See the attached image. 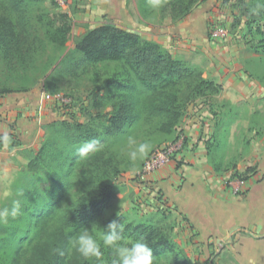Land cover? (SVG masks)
I'll list each match as a JSON object with an SVG mask.
<instances>
[{
  "label": "trees",
  "instance_id": "16d2710c",
  "mask_svg": "<svg viewBox=\"0 0 264 264\" xmlns=\"http://www.w3.org/2000/svg\"><path fill=\"white\" fill-rule=\"evenodd\" d=\"M0 1L18 18L15 23L5 17L0 24V55L6 66L5 74L0 76L1 97L32 89L40 76L46 75L53 60L37 62L31 53L26 7L35 0ZM199 1L168 0L160 8L161 18L172 23L181 21ZM153 10L149 0H141L144 18H149ZM250 17L251 23L258 24V46L264 52V0ZM68 39L67 31L59 27L48 34L47 44L62 50ZM73 44V50L63 60H71L67 74L76 77L79 69L83 75L92 68L95 82L99 73L106 74L99 101L109 105L110 110L97 114L96 125L90 127L70 120L50 122L53 131L28 163L33 174L23 183L15 181L16 192L6 205L10 207L13 200H19L21 214L6 224L0 223V264H99L81 257L70 240L82 227L91 228L93 222L104 227L114 219L123 225L125 237L143 238L148 243L153 264H196L182 248L148 223L133 224L119 214L100 225L98 220L112 197L110 181L120 176L113 155L101 145V139L116 136L141 120H157L159 131L172 134L186 106L197 98L218 94L219 85L204 78L195 66L173 58L159 43L111 22L75 36ZM59 90L55 84L44 87L50 95ZM73 129L79 131L70 132ZM86 143L91 145L84 146ZM207 151L214 171L235 167V162L216 161L211 147ZM162 256H170L171 261L164 262ZM107 258L105 252V261Z\"/></svg>",
  "mask_w": 264,
  "mask_h": 264
},
{
  "label": "rangeland",
  "instance_id": "374dc122",
  "mask_svg": "<svg viewBox=\"0 0 264 264\" xmlns=\"http://www.w3.org/2000/svg\"><path fill=\"white\" fill-rule=\"evenodd\" d=\"M124 2V8L119 10L112 5L111 0L31 1L26 7L31 53L37 62L53 60L46 75H41L32 88L44 91V87L55 84L60 89V96L71 98L72 104L67 106L58 107L53 101L51 110L56 112L57 117L54 122L70 120V123L76 121L88 127L96 125L94 117L110 110L109 105L99 101L104 93L101 86L107 75L99 73L97 82L94 81L96 77L92 68L83 75L80 74L81 69L76 77L68 75L71 60H63L73 50L75 36L107 22L136 32L143 39L159 43L173 58L195 66L202 71L204 78L219 85L218 94L197 98L186 106L182 119L172 134L159 131L157 120H141L125 127L116 136L101 139V145L113 155L120 176L110 181L112 197L108 209L98 220L100 225L110 216L119 214L133 224L148 223L182 248L194 262L193 255L196 253L189 246L190 241L196 239L193 227L182 222L168 208L167 202L164 204L165 199L159 190L148 186L149 177L154 172L144 179L141 176L152 153L175 139L179 133L192 139L205 136L206 162L210 168L213 169L207 151L209 147L216 161L222 159L224 164L235 162L234 168L217 172V175L225 176L227 186L229 180L235 177L246 178L248 173L264 164V52L258 46V24L251 23L250 17L251 12L259 9L262 0H200L192 6L183 20L175 23L161 18V7L154 9L146 19L141 15V0ZM105 5L109 8L104 9ZM5 17L11 18L15 23L18 19L0 1V24ZM191 20H195L187 27L191 32L185 33L184 25ZM141 26L164 29L168 33L154 36ZM59 27L65 29L69 36L62 50L47 44L48 34ZM5 72V61L0 55V76ZM51 123L43 127L44 135L37 150L29 153L22 149L25 162L20 163L4 179L0 178V209L6 207L9 199L14 196L15 181L23 183L27 176L33 174L28 169V163L53 131ZM72 131L79 130L73 129L70 132ZM130 138H134L137 143L147 141L152 144L151 151L143 160L133 161L128 155L127 143ZM87 144L91 145L86 143L84 146ZM22 170L25 172H21ZM234 172L240 174L234 175ZM161 258L164 262L171 261L170 256Z\"/></svg>",
  "mask_w": 264,
  "mask_h": 264
},
{
  "label": "crops",
  "instance_id": "0c3cea01",
  "mask_svg": "<svg viewBox=\"0 0 264 264\" xmlns=\"http://www.w3.org/2000/svg\"><path fill=\"white\" fill-rule=\"evenodd\" d=\"M111 2L119 10L125 6L124 0ZM192 21L184 25L185 33L191 32ZM145 30L154 36L168 33ZM53 101V95L37 88L0 97V134L8 133L12 140L8 148L0 146V178L25 162L22 149L37 150L43 127L57 118ZM205 139L190 137L194 150L154 171L148 186L159 190L164 204L193 227L196 239L189 246L196 264H264V164L248 173L242 193L234 194L225 176L206 162Z\"/></svg>",
  "mask_w": 264,
  "mask_h": 264
},
{
  "label": "clouds",
  "instance_id": "9594fccd",
  "mask_svg": "<svg viewBox=\"0 0 264 264\" xmlns=\"http://www.w3.org/2000/svg\"><path fill=\"white\" fill-rule=\"evenodd\" d=\"M164 0H149L153 9L163 6ZM12 140L8 133L0 135V145L8 148ZM147 141L137 143L130 138L127 143L128 155L133 161L143 160L151 151ZM21 214V203L13 200L10 207L0 209V223H8ZM124 227L117 220L109 221L104 227L93 222L91 228L82 227L70 240L71 246L85 260L99 264H153L152 249L143 238L132 239L123 235ZM105 252L108 258L105 261Z\"/></svg>",
  "mask_w": 264,
  "mask_h": 264
},
{
  "label": "built area",
  "instance_id": "2783aa9c",
  "mask_svg": "<svg viewBox=\"0 0 264 264\" xmlns=\"http://www.w3.org/2000/svg\"><path fill=\"white\" fill-rule=\"evenodd\" d=\"M53 98L58 107L72 104L71 98L68 99L60 96L59 94L53 95ZM193 150L194 146L191 145L189 136H186L184 133H179L175 139L157 148L152 153L146 161L143 172L144 174L141 177L144 179L146 175H150L152 172L170 163L171 161L180 159L186 151ZM228 185L231 187L234 194H241L246 185V179L235 177L228 181Z\"/></svg>",
  "mask_w": 264,
  "mask_h": 264
}]
</instances>
